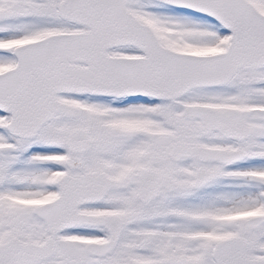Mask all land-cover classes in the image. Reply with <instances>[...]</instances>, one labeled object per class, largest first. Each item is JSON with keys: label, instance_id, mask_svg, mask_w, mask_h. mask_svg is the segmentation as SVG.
<instances>
[{"label": "snow or ice", "instance_id": "obj_1", "mask_svg": "<svg viewBox=\"0 0 264 264\" xmlns=\"http://www.w3.org/2000/svg\"><path fill=\"white\" fill-rule=\"evenodd\" d=\"M0 264H264V0H0Z\"/></svg>", "mask_w": 264, "mask_h": 264}]
</instances>
